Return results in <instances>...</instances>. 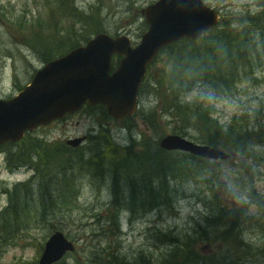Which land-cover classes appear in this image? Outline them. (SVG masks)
Here are the masks:
<instances>
[{
    "label": "rangeland",
    "instance_id": "374dc122",
    "mask_svg": "<svg viewBox=\"0 0 264 264\" xmlns=\"http://www.w3.org/2000/svg\"><path fill=\"white\" fill-rule=\"evenodd\" d=\"M157 1L0 0V98L100 33L137 45L147 30L142 10ZM203 2L220 16L206 36L236 37L232 59L251 43L250 62L233 84L186 83L185 46H174L147 67L131 117L116 120L104 106L86 105L33 132V141L0 145V212L14 186L25 184L16 241L0 235V264H38L56 229L74 244L57 264H264V0ZM168 135L211 143L231 157L157 155ZM76 139L84 140L67 145ZM143 189L157 193L151 202L140 199ZM183 247L187 259L177 254Z\"/></svg>",
    "mask_w": 264,
    "mask_h": 264
},
{
    "label": "water",
    "instance_id": "95a60500",
    "mask_svg": "<svg viewBox=\"0 0 264 264\" xmlns=\"http://www.w3.org/2000/svg\"><path fill=\"white\" fill-rule=\"evenodd\" d=\"M147 31L131 48L125 37L99 34L36 71L28 85L8 100L0 99V145L18 143L25 133L62 119L82 105H102L116 120L130 117L146 66L167 45L182 38L196 40L218 20L202 0H158L142 10ZM112 55L121 56L110 74ZM84 139L68 141L75 147ZM165 151H182L204 159H228L215 148L168 135L159 142ZM73 244L56 231L46 241L38 264H55L72 251Z\"/></svg>",
    "mask_w": 264,
    "mask_h": 264
},
{
    "label": "trees",
    "instance_id": "16d2710c",
    "mask_svg": "<svg viewBox=\"0 0 264 264\" xmlns=\"http://www.w3.org/2000/svg\"><path fill=\"white\" fill-rule=\"evenodd\" d=\"M222 37H224V38H222ZM238 37H239V39L241 37L242 41H243L245 38V34L243 32H240V33H238ZM235 39H236V37L234 35H229V34H223L220 36H216L215 38H213L212 36H206V34H205V36L199 40L190 41V40L183 39V40H181L175 44L168 46L167 48H171L174 46L179 47L180 45H183L187 49L186 50L184 48V52L186 55H184L185 59H184L182 66H181V74H182L181 78L184 79L186 83H188V82L189 83L194 82L195 84H196V82L204 83V84H208V85L212 86L215 89L222 90L223 88H227L231 84H233V82L235 81L236 76L238 75V72L240 70V66L245 65L246 63L250 62V60L247 58V56L250 55L249 46L251 43L247 44V45H245V44L239 45V48H238L239 54L235 53V55H237V54L240 55L238 59L237 58L232 59L230 57L232 52H231V50H228V49L233 47ZM198 45H200L204 48L209 47V49L205 50L204 52H199V48L197 47ZM228 52H229V56H228ZM203 54H204V57L202 58L201 56ZM216 56H219V58H217ZM202 59H204L203 63H202ZM118 62H119V58H117V60H116V63H118ZM175 82H177V84L179 83L178 81H175ZM143 84H145V80H144ZM143 84L141 85V87L143 86ZM174 88H175L174 85H170V91L174 90ZM194 114L197 116V118L200 117L199 113H197V114L194 113ZM40 129H42V128H40ZM31 134H33V132L27 133L22 138V140L18 143L24 144L25 142H27L32 137L33 138L31 141L35 140V137L32 136ZM242 136L244 138L242 137L240 139V142L245 141L248 138V137H245L244 134ZM262 138L264 140V135H262ZM18 143H10V144H18ZM207 146H209L211 148H215V147H212L211 143H209ZM233 150L236 152H241L242 155H244V152H242V150L239 149L238 147H234ZM162 152H165V151L161 150L160 148H157V150H156L157 155L163 154ZM167 154L169 156L173 157L174 152H167ZM17 155L20 156V159H21L20 162H22V163L26 162L27 155L25 156L24 153H19ZM52 157H54V156H52ZM51 158H50V161H51V167L50 168L54 169L55 164L53 165V160H51ZM193 158L202 159V158H199L196 156H193ZM169 160H170L169 157H163L164 163L169 164L168 163ZM48 167H49V164H48ZM49 171H51V170H49ZM151 171H152V167H151ZM52 172H53V170H52ZM112 172H114V169H112ZM167 172H169V170H167ZM39 176H40V174H39ZM151 177H152V179L154 178L153 173L151 174ZM151 184L156 185L154 180L151 182ZM157 187H158V185H157ZM24 188H25V184L15 185L13 192L9 193L10 200H9L7 208L4 209L2 212H0V235H1L3 240L16 241V240H14L15 239L14 238V232L17 231V229H15V228L20 223L17 220H18V218H20V214H22V209L20 208V203H19L20 202L19 199H21L20 192L22 190H24ZM42 188L41 189L43 191L45 187H42ZM113 192H115V185L114 184H113ZM129 193H132V192H129ZM139 194H140V199H142V201L144 203H146L145 198L150 197V202H151V200L154 198V196H156L157 193L152 191V189H150V192L147 189L146 190L143 189V190H139ZM46 196H49V195H46ZM135 196L136 195L131 196V197L128 196L129 201L131 203H133L135 201V199H134ZM234 229L239 230V227H237L235 225ZM56 231H59L62 233V231L57 230V229L54 230L53 232H56ZM177 254L179 255L180 258H184V259L189 258V255H188L187 251L184 250V247L180 248L177 251ZM55 264H57V263H55Z\"/></svg>",
    "mask_w": 264,
    "mask_h": 264
}]
</instances>
